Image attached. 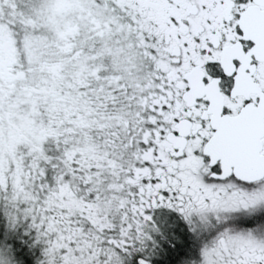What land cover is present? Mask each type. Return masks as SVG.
<instances>
[{
    "label": "snow or ice",
    "instance_id": "6c2138e0",
    "mask_svg": "<svg viewBox=\"0 0 264 264\" xmlns=\"http://www.w3.org/2000/svg\"><path fill=\"white\" fill-rule=\"evenodd\" d=\"M0 264H264V0H0Z\"/></svg>",
    "mask_w": 264,
    "mask_h": 264
}]
</instances>
